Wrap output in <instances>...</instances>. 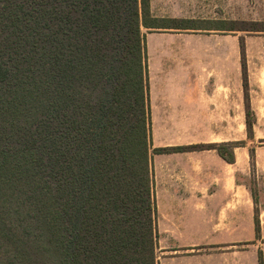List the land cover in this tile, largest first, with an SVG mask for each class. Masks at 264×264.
Listing matches in <instances>:
<instances>
[{"label": "trees", "instance_id": "obj_1", "mask_svg": "<svg viewBox=\"0 0 264 264\" xmlns=\"http://www.w3.org/2000/svg\"><path fill=\"white\" fill-rule=\"evenodd\" d=\"M161 20L150 0H0V264H159L142 26ZM243 142L153 151L234 162Z\"/></svg>", "mask_w": 264, "mask_h": 264}, {"label": "crops", "instance_id": "obj_2", "mask_svg": "<svg viewBox=\"0 0 264 264\" xmlns=\"http://www.w3.org/2000/svg\"><path fill=\"white\" fill-rule=\"evenodd\" d=\"M160 18V26L147 28L170 29L164 27L169 23L165 20L168 18L192 21L191 27L174 29L211 28L197 26L194 16ZM160 47H163L161 50L164 52H171L174 47L184 48L186 56L178 58L173 55L170 59L177 63L181 58L191 74L175 79L174 86H166L176 87L173 94L164 92V85H160L159 96L155 97L151 83V44L149 37L146 38L152 150L243 141L225 137L222 140L212 139V133H224L231 128L241 133L244 124L247 129L244 57L250 105L256 116L253 123L254 137L258 139L252 138L249 142L233 145L234 162L227 161L216 148L153 151L151 163L153 195L158 212V262L264 264V255L260 251V242L264 243V186L253 194L243 182L239 167L241 158L252 159L264 178V55L260 56L257 63L252 50L254 47L249 44L243 46L242 40L231 49L209 45L208 76L202 78L197 57L205 51L206 46L162 42ZM260 48L259 51H264V46ZM256 209L261 227L259 235L255 228Z\"/></svg>", "mask_w": 264, "mask_h": 264}, {"label": "rangeland", "instance_id": "obj_3", "mask_svg": "<svg viewBox=\"0 0 264 264\" xmlns=\"http://www.w3.org/2000/svg\"><path fill=\"white\" fill-rule=\"evenodd\" d=\"M151 14L157 17L194 16L197 26L211 27L207 29L170 28L150 30L142 26V32L145 33L146 38L149 37L151 44L153 68L151 70V83L155 97L159 96L157 93L161 91L160 85H164V92L173 94L176 87L167 88L166 86H174V84L176 85L175 79L178 80L191 74L190 69L188 70L185 67L181 58L177 63L170 59L173 55L178 56V58L186 56L185 49L174 47L171 52H164L161 50L163 47H160L162 42L206 46L205 51H202L197 57L198 63L201 65L202 72H200V75L202 78L208 76L207 66L210 53L207 51V47L209 45H221L231 49L242 40L244 46L249 44L254 47L252 50L257 63L260 61V56L264 55V51H259L262 49L260 47L264 46V30L242 29L252 26L264 29V0H151ZM213 27H221L223 29H215ZM228 27L236 29H226ZM156 33L158 35H153ZM227 59H229V55ZM228 127L230 126L228 125ZM224 137L226 139L237 138L244 142H249L252 138L253 140L258 139L256 136L249 137L245 124L241 133L235 132L233 128L231 130L228 129L224 133H212V139L222 140ZM152 154L153 150L151 147ZM239 167H241L243 182L253 194L259 187L264 186V178L262 179V174L257 170V166L252 159L241 158ZM260 175L261 180L259 179ZM245 231L246 228H244V236L246 234ZM260 251L264 255V243L261 242Z\"/></svg>", "mask_w": 264, "mask_h": 264}]
</instances>
